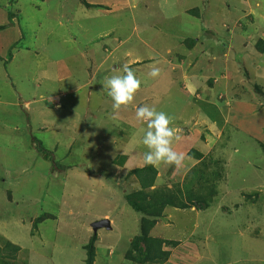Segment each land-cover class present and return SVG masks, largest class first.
<instances>
[{
	"label": "rangeland",
	"instance_id": "374dc122",
	"mask_svg": "<svg viewBox=\"0 0 264 264\" xmlns=\"http://www.w3.org/2000/svg\"><path fill=\"white\" fill-rule=\"evenodd\" d=\"M261 41L264 0H0V244L21 247L11 264H86L94 235V264H128L141 217L126 195L140 188L113 162L126 142L143 159L145 105L173 118L177 152L204 154L203 166H157L156 187L185 194L198 168L211 196L164 210L151 232L170 243L164 264H264V117L217 116L218 104L234 115L236 95L264 110ZM125 64L141 89L114 117L104 77ZM204 112L211 120L192 121Z\"/></svg>",
	"mask_w": 264,
	"mask_h": 264
},
{
	"label": "trees",
	"instance_id": "16d2710c",
	"mask_svg": "<svg viewBox=\"0 0 264 264\" xmlns=\"http://www.w3.org/2000/svg\"><path fill=\"white\" fill-rule=\"evenodd\" d=\"M9 18H13L11 14H9ZM261 42L264 43V41ZM257 48L260 52H263L264 50L261 44H258ZM219 100L223 102L225 99L219 97ZM37 150L44 154V157L48 159V156L46 155L48 153L44 148L37 145ZM187 155L200 162L202 166L205 164L204 162H201L204 158V154L200 151L192 149ZM127 159V156H119L114 160L113 164L123 167ZM214 165L219 166V162L214 163ZM197 170L200 174H198ZM206 174L205 171L196 168L190 178V181H194L193 183L195 184L192 185L185 194H182L183 191L178 186L172 189H169L166 186L160 188L156 187L158 170L154 166L145 165L143 168L134 169L128 174V177L135 178L140 189L134 193L126 195V201L137 213L140 214L141 217L140 234L130 242V248L125 254V260L128 264H164L169 260L171 253L166 248L170 243L163 239L151 236V232L165 209H186L188 207V204H186L182 198L183 195L185 200L190 202L189 205L200 204L201 202L207 205L210 204L211 196H203L200 194L201 191L207 188L206 186L209 183ZM210 192H212V190ZM95 242L96 236L94 235L86 246V264L95 263ZM3 245V247H0V264H9V262L11 264V262L13 263L18 259L21 247L9 241L5 242Z\"/></svg>",
	"mask_w": 264,
	"mask_h": 264
},
{
	"label": "clouds",
	"instance_id": "9594fccd",
	"mask_svg": "<svg viewBox=\"0 0 264 264\" xmlns=\"http://www.w3.org/2000/svg\"><path fill=\"white\" fill-rule=\"evenodd\" d=\"M148 75L158 77L160 68L150 66ZM122 74L104 77L103 88L112 100L113 115L118 116L121 109L129 108L141 89V81L137 78L135 71L127 64L122 69H115ZM51 102V97L48 100ZM135 118L138 122L147 125L144 132L142 144L147 151L143 155L144 164L159 166L161 164L175 166L177 169L185 167L186 155L177 152L174 144L180 141V130L174 126V120L168 114L158 112L154 107L147 105L136 109Z\"/></svg>",
	"mask_w": 264,
	"mask_h": 264
},
{
	"label": "crops",
	"instance_id": "0c3cea01",
	"mask_svg": "<svg viewBox=\"0 0 264 264\" xmlns=\"http://www.w3.org/2000/svg\"><path fill=\"white\" fill-rule=\"evenodd\" d=\"M91 7V6H90ZM263 49H264V47H263ZM263 53H264V50H263ZM225 57L226 58H228V55L226 54L225 55ZM144 63H146L145 61H138L137 63H135L136 64V66H141V65H143ZM134 64V65H135ZM141 64V65H140ZM214 66H212V68H213ZM228 74V73H227ZM200 76V75H199ZM226 76V78L227 77H229V76H227V75H225ZM201 77V76H200ZM222 77H224V75L222 76ZM202 79V78H201ZM188 85H190V88H191V90H193L196 86H197V83H198V81H199V77L197 78V79H194L193 77H190L188 80ZM201 81V80H200ZM212 83V82H211ZM217 83V81L216 80H214L213 81V83H212V85L210 86L212 89L214 88V86H215V84ZM226 84V83H225ZM203 88H206V86H202ZM202 90V88L201 89H199L198 91H197V93L199 94V92ZM237 97H235V102H234V105H235V112H234V115H233V112H230L229 111V109L228 108H225V107H223V106H220V104H218V106H217V116L218 115H220V113L222 114V116H219L220 117V119H222V121L224 120V119H226V120H228V123H232V124H234V123H236V124H238V123H240L239 121H238V119L236 118V116H235V113H237V112H240L241 111V113L242 112H246V113H250V114H255V113H258L260 116H262V117H264V110H262V109H260L257 105H255V104H252V103H249V102H246V101H244V99H242L241 98V96L240 95H236ZM196 97H200V95H197ZM221 97H222V95H221ZM209 99H207V101H208ZM58 105V104H57ZM56 105V106H57ZM212 105H213V103H212ZM205 114V115H204ZM204 114L202 115V114H196V117H195V119L194 120H192V121H196V122H198V121H204V122H207V121H209V120H211V118H210V116H208V114H206V112H204ZM262 114V115H261ZM210 123H211V121H210ZM190 138H185L184 139V141L188 144V145H191L192 143H194V141L193 140H189ZM189 140V141H188ZM198 142L197 141H195V144H197ZM128 145H129V143L128 142H126L125 144H123V148H121L120 147V151H119V153H123V154H121V156H127L128 157V159H127V161H126V163H125V165L122 167V168H120V167H118V166H116L115 167V172L117 173V172H120V174H123L122 172H128V171H130L131 172V170H134V169H137V168H143L144 166H145V164L143 163L144 161H143V159L142 158H138L137 156H135L136 154H138V151H137V148H134V149H131L130 150V152H125L126 151V149H127V147H128ZM174 148H175V144H174ZM190 150H192L191 148H189V150H188V152H190ZM188 152H187V154H188ZM139 154H140V152H139ZM188 156V155H187ZM131 164H135V166H133V167H129ZM156 167V169L157 170H159V168L157 167V166H155ZM156 183H157V181H156ZM137 191V190H136ZM2 230V227H0V233L1 234H6V232H3V231H1ZM6 237H7V235H6ZM8 238V237H7ZM7 238H5L4 237V239H2V241L5 243V242H11L9 239H7ZM2 242V243H3ZM3 243V244H4ZM3 244H0V247H3L4 245ZM14 244V243H13Z\"/></svg>",
	"mask_w": 264,
	"mask_h": 264
},
{
	"label": "water",
	"instance_id": "95a60500",
	"mask_svg": "<svg viewBox=\"0 0 264 264\" xmlns=\"http://www.w3.org/2000/svg\"><path fill=\"white\" fill-rule=\"evenodd\" d=\"M110 220L104 219L93 224L94 232L101 228H110Z\"/></svg>",
	"mask_w": 264,
	"mask_h": 264
}]
</instances>
